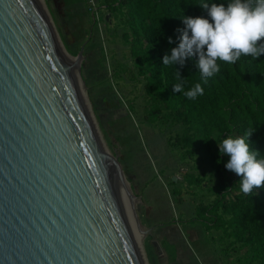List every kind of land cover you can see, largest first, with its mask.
Returning a JSON list of instances; mask_svg holds the SVG:
<instances>
[{
    "label": "water",
    "instance_id": "obj_1",
    "mask_svg": "<svg viewBox=\"0 0 264 264\" xmlns=\"http://www.w3.org/2000/svg\"><path fill=\"white\" fill-rule=\"evenodd\" d=\"M82 58L37 0H0V264H143L133 233L150 231L90 123Z\"/></svg>",
    "mask_w": 264,
    "mask_h": 264
},
{
    "label": "rangeland",
    "instance_id": "obj_2",
    "mask_svg": "<svg viewBox=\"0 0 264 264\" xmlns=\"http://www.w3.org/2000/svg\"><path fill=\"white\" fill-rule=\"evenodd\" d=\"M119 0H41L64 53L83 50L79 80L100 146L120 169L143 231L145 264H258L221 229L210 208L218 178L190 149H174L184 126L153 117L136 74ZM110 161V162H111ZM204 210V211H203ZM204 212L200 215L199 212ZM220 214V213H219Z\"/></svg>",
    "mask_w": 264,
    "mask_h": 264
},
{
    "label": "trees",
    "instance_id": "obj_3",
    "mask_svg": "<svg viewBox=\"0 0 264 264\" xmlns=\"http://www.w3.org/2000/svg\"><path fill=\"white\" fill-rule=\"evenodd\" d=\"M203 2L226 6L230 0H119L127 27L123 37L131 42V58L144 81L153 117L168 112L184 126L178 144L170 147L197 153L218 178L221 196L209 210L215 216L213 229L223 230L241 248H248L250 263L264 264V187L243 194L240 177L224 167L228 156L221 155L216 144L226 136L255 130L248 142L264 157V55L241 56L234 64L217 61L220 71L207 83L195 67V57L187 58L183 67L162 63L163 55L178 43L177 29L184 28V16L210 20L198 6ZM176 69L184 79V91L200 83L203 95L190 100L183 92H174Z\"/></svg>",
    "mask_w": 264,
    "mask_h": 264
},
{
    "label": "clouds",
    "instance_id": "obj_4",
    "mask_svg": "<svg viewBox=\"0 0 264 264\" xmlns=\"http://www.w3.org/2000/svg\"><path fill=\"white\" fill-rule=\"evenodd\" d=\"M198 6L206 10L210 20L184 16V28L177 29L178 43L163 55V65L183 67L187 58L195 57V67L207 83L220 71L217 61L234 64L241 56L258 59L264 55V0H230L226 6L203 2ZM168 43H173L171 38ZM176 79L174 92H183L190 100L203 95L200 83L184 91V79L177 69ZM254 131L248 130L244 136H226L216 143L219 153L228 156L224 167L240 177V191L245 195L264 187V157L248 142Z\"/></svg>",
    "mask_w": 264,
    "mask_h": 264
},
{
    "label": "bare ground",
    "instance_id": "obj_5",
    "mask_svg": "<svg viewBox=\"0 0 264 264\" xmlns=\"http://www.w3.org/2000/svg\"><path fill=\"white\" fill-rule=\"evenodd\" d=\"M38 1V4H39V6H40V8H42V10L44 11V8H43V5H42V2H41V0H37ZM44 14H45V16H46V13H45V11H44ZM47 20H48V18H47ZM67 56V55H66ZM68 57V56H67ZM68 59L69 60H71V61H75V60H73V59H70L69 57H68ZM76 76V83H77V86H78V89H79V91H80V93H81V96H82V90H81V84H80V80H79V77H78V74H76L75 75ZM83 98V97H82ZM83 101H84V98H83ZM85 102V101H84ZM85 104V103H84ZM86 107V106H85ZM88 114V113H87ZM88 117H89V120H90V123L92 122L91 121V119H90V116H89V114H88ZM92 125V124H91ZM110 160V159H109ZM111 161V160H110ZM111 164L113 165V166H115V164L111 161ZM116 167V166H115ZM127 185V184H126ZM127 192L129 193V190H128V186H127ZM125 197H126V195H125ZM126 199H127V197H126ZM128 200V199H127ZM129 202V201H128ZM133 238H134V241H135V245H136V247H137V249H138V254H139V256L140 255H142L141 254V246H142V242H143V237L140 235V234H138L137 232L136 233H133ZM141 258V257H140ZM141 261H142V263L143 264H145L144 263V260H142L141 259Z\"/></svg>",
    "mask_w": 264,
    "mask_h": 264
},
{
    "label": "flooded vegetation",
    "instance_id": "obj_6",
    "mask_svg": "<svg viewBox=\"0 0 264 264\" xmlns=\"http://www.w3.org/2000/svg\"><path fill=\"white\" fill-rule=\"evenodd\" d=\"M148 235H149L150 237H152V235H151V231L148 233Z\"/></svg>",
    "mask_w": 264,
    "mask_h": 264
},
{
    "label": "built area",
    "instance_id": "obj_7",
    "mask_svg": "<svg viewBox=\"0 0 264 264\" xmlns=\"http://www.w3.org/2000/svg\"><path fill=\"white\" fill-rule=\"evenodd\" d=\"M89 2H91L93 4V0H89Z\"/></svg>",
    "mask_w": 264,
    "mask_h": 264
}]
</instances>
